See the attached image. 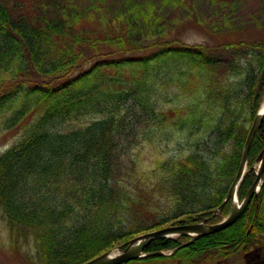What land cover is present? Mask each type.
Listing matches in <instances>:
<instances>
[{
  "label": "trees",
  "instance_id": "16d2710c",
  "mask_svg": "<svg viewBox=\"0 0 264 264\" xmlns=\"http://www.w3.org/2000/svg\"><path fill=\"white\" fill-rule=\"evenodd\" d=\"M20 3L29 9L19 14L0 0V129L21 128L0 154V219L6 234L0 246L5 242L26 264H83L136 235L211 216L235 175L238 148L264 97V46L254 54L260 56L257 62L242 60L238 69L228 70L231 75L221 74L227 78L223 85L215 79L218 73L197 71L212 61L209 50L182 43L177 25H169L170 15L181 20V0H120L106 15L104 0L88 6ZM235 45L242 46L225 47ZM248 68L241 96L235 86L243 85ZM191 77H199L202 90L187 88ZM182 101L188 105L185 116L165 124V107ZM176 125L198 140L185 160L154 162L160 182L166 189L171 184L174 212L133 230V178L121 180L142 163L131 159L133 142L141 132L162 133ZM263 143L264 119L249 166ZM253 180L248 171L239 200ZM228 212L226 203L213 222ZM176 246L163 238L151 241L146 251ZM252 247L258 251L250 253L249 264H264V184L232 225L173 256L187 260L215 251L226 259Z\"/></svg>",
  "mask_w": 264,
  "mask_h": 264
},
{
  "label": "rangeland",
  "instance_id": "374dc122",
  "mask_svg": "<svg viewBox=\"0 0 264 264\" xmlns=\"http://www.w3.org/2000/svg\"><path fill=\"white\" fill-rule=\"evenodd\" d=\"M20 1L25 0H8V7L13 13H22L29 9L28 4L24 9ZM37 2L39 0H31ZM51 2H69L77 6H88L93 0H50ZM120 0H104L103 15L111 14L113 8ZM15 5L16 8H12ZM167 6L164 11H168ZM181 14L180 21L174 19L170 15L169 25L174 26L177 31L175 34L179 35L180 39L189 44H204L208 47L209 57L214 61H230L236 56V53H241L245 59H251L252 50L259 46L260 42L264 43V0H181ZM31 12V11H30ZM40 13V11H39ZM89 28H93V25ZM219 33H221L219 35ZM226 44H242V46H235L226 48ZM248 52V53H247ZM231 75L228 70L218 71L216 80L221 84H226V76L221 77V74ZM188 89L198 87L202 89L204 83L199 82L197 77L189 79ZM234 86L238 82L237 78L231 81ZM238 93L244 94L246 88L242 86H235ZM169 105L165 107L163 113L168 120L167 124H173L177 116H185L187 105L182 101L176 105ZM197 102L192 106H197ZM180 110V112L176 111ZM177 112V113H176ZM147 129L146 126L142 127ZM163 130V129H161ZM179 126H174L173 129L165 127L162 133L158 130L156 134L152 131L141 132L138 139L133 142V149L131 150L133 162L135 159H141L142 163L137 168L133 169L130 177H122L121 180L128 182L133 180V230L136 226L142 225L145 227L151 226L158 219L169 216L174 212L175 198L173 192L170 190L171 184L168 183L167 189L160 182L162 173L156 168L154 162L159 161H183L185 157L194 152L197 144L196 134L188 135V133H181L178 131ZM21 131V128L13 129L11 131L0 130V153L8 148L16 139V136ZM144 131V130H143ZM150 138L151 142L148 143L146 139ZM212 144V142H211ZM134 165L131 164V170ZM149 166V170L146 167ZM131 182V181H130ZM129 182V183H130ZM145 206H148V210ZM3 221L0 219V238L5 237V229ZM174 236L173 238H175ZM0 246V264H26L24 259L18 253L8 251L3 245ZM252 247L251 249H254ZM120 246L111 250V255L120 253ZM248 252V251H247ZM247 252H237L233 256L224 260L215 253H208L206 259H198L201 264H248V259L251 258ZM127 264H163L159 260L155 263H137L130 262Z\"/></svg>",
  "mask_w": 264,
  "mask_h": 264
},
{
  "label": "water",
  "instance_id": "95a60500",
  "mask_svg": "<svg viewBox=\"0 0 264 264\" xmlns=\"http://www.w3.org/2000/svg\"><path fill=\"white\" fill-rule=\"evenodd\" d=\"M264 117V111L259 112L250 127V130L247 134L246 137V142L244 146V150L242 152L241 160L239 167L237 169L235 178L229 188V191L226 195L225 201L226 202L229 198L233 200L234 195H235V190L239 184V181L241 180V176L243 174V170L246 164L247 156H248V150L251 144V140L253 137L254 132L258 128L260 122L262 121ZM258 161H260V168L259 172L256 176V179L254 183L252 184L251 188L247 192L242 204L240 206H233L229 216L223 220L220 223L217 224H193V225H181V226H170L166 228H161L153 232H149L146 234H143L137 238L132 239L129 243L128 246L123 250L122 253L116 255V256H109L108 254H102L100 256H97L93 259H90L89 261L85 262L84 264H123L125 262H128L133 259H137L141 257V252L145 248V246L154 239H159V238H164L172 234H181V235H187L190 237V240L182 245H180L178 248L174 249L173 252H175L177 249H180L188 244H190L192 241H194L197 238L215 233L219 230L227 228L229 225H231L233 222L238 219L241 214L245 211L247 208L250 199L253 195H256L257 191V184L259 183L260 178L262 177L263 174V166H264V146L263 149L261 150L258 158ZM208 221L210 220L207 219ZM140 240L139 243L137 244L136 241ZM150 255V254H149ZM151 255H157L161 256L162 253L158 252L155 254Z\"/></svg>",
  "mask_w": 264,
  "mask_h": 264
},
{
  "label": "bare ground",
  "instance_id": "6f19581e",
  "mask_svg": "<svg viewBox=\"0 0 264 264\" xmlns=\"http://www.w3.org/2000/svg\"><path fill=\"white\" fill-rule=\"evenodd\" d=\"M221 33H219L220 35ZM227 45V44H226ZM135 56V54H133V57ZM245 57L243 56L242 52L241 53H236V56L232 59H230V61H214L212 60L211 62H209V64H205L204 66H202V68H197V71H200V74H204V73H209V74H215L220 70H235L238 69V67L240 66L241 61L244 59ZM260 59V56L258 55H252L251 57V62L255 63L257 62V60ZM190 80H188L187 82H189ZM180 84V83H179ZM246 104V101H245ZM264 106V105H263ZM264 111V107L261 108L260 112ZM263 126V121L260 122L258 128L256 129V131L253 134L252 140H251V146L252 143L254 142V140L256 139V137L259 135V132L261 130V127ZM1 130V129H0ZM260 139V138H259ZM245 142H246V138L243 139V142L241 143L240 147L238 148V150L240 152H243L244 150V146H245ZM251 147H249L250 151ZM260 152H258L259 154ZM209 221L207 220V218H203L199 221L194 222V224H207ZM170 237L175 236V234L169 235ZM159 239H163V238H159ZM176 241V239L174 240Z\"/></svg>",
  "mask_w": 264,
  "mask_h": 264
},
{
  "label": "flooded vegetation",
  "instance_id": "af4514ba",
  "mask_svg": "<svg viewBox=\"0 0 264 264\" xmlns=\"http://www.w3.org/2000/svg\"><path fill=\"white\" fill-rule=\"evenodd\" d=\"M201 258H202V254L199 253V254L194 255V256H189L188 259L185 260V262H183V263H176V262H174L173 264H201V261H197L198 259H201ZM175 259H180V258H175ZM249 262H250V260L248 261V263Z\"/></svg>",
  "mask_w": 264,
  "mask_h": 264
}]
</instances>
